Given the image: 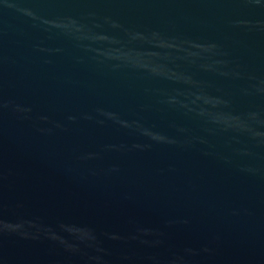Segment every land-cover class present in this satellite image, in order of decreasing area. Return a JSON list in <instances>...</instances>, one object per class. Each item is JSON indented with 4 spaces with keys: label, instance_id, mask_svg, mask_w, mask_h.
Wrapping results in <instances>:
<instances>
[{
    "label": "water",
    "instance_id": "water-1",
    "mask_svg": "<svg viewBox=\"0 0 264 264\" xmlns=\"http://www.w3.org/2000/svg\"><path fill=\"white\" fill-rule=\"evenodd\" d=\"M0 264H264V0H0Z\"/></svg>",
    "mask_w": 264,
    "mask_h": 264
}]
</instances>
